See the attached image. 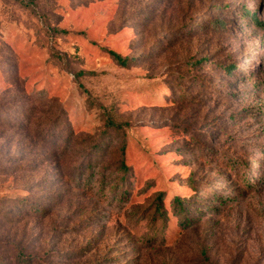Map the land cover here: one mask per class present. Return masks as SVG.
<instances>
[{"label": "rangeland", "instance_id": "1", "mask_svg": "<svg viewBox=\"0 0 264 264\" xmlns=\"http://www.w3.org/2000/svg\"><path fill=\"white\" fill-rule=\"evenodd\" d=\"M251 13L264 0H0V264H264Z\"/></svg>", "mask_w": 264, "mask_h": 264}, {"label": "trees", "instance_id": "2", "mask_svg": "<svg viewBox=\"0 0 264 264\" xmlns=\"http://www.w3.org/2000/svg\"><path fill=\"white\" fill-rule=\"evenodd\" d=\"M251 18H252V20H253V22L255 23V24H258V25H264V21H262L261 19H259L258 18V16L256 15V14H252L251 13ZM110 54H111V56L119 63V64H122V65H127V63H128V61H129V59L128 58H123L122 56H121V54H119V53H117V52H115V51H110ZM236 66L235 65H229V66H227V72L228 73H231V71L235 68ZM128 168V167H127ZM175 201H176V203H177V205H178V207H176V208H178V210H180V212H184L185 211V207H184V205H185V201L184 200H181L179 197H176L175 198ZM25 262V261H24Z\"/></svg>", "mask_w": 264, "mask_h": 264}]
</instances>
